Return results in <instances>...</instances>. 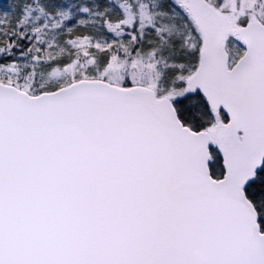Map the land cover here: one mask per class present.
<instances>
[{
    "label": "snow or ice",
    "instance_id": "obj_1",
    "mask_svg": "<svg viewBox=\"0 0 264 264\" xmlns=\"http://www.w3.org/2000/svg\"><path fill=\"white\" fill-rule=\"evenodd\" d=\"M0 264H264V0H0Z\"/></svg>",
    "mask_w": 264,
    "mask_h": 264
}]
</instances>
